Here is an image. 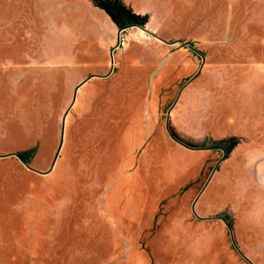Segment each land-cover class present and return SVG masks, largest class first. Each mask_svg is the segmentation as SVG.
Wrapping results in <instances>:
<instances>
[{"label":"rangeland","instance_id":"obj_1","mask_svg":"<svg viewBox=\"0 0 264 264\" xmlns=\"http://www.w3.org/2000/svg\"><path fill=\"white\" fill-rule=\"evenodd\" d=\"M8 154L6 264H264V0H0Z\"/></svg>","mask_w":264,"mask_h":264},{"label":"crops","instance_id":"obj_2","mask_svg":"<svg viewBox=\"0 0 264 264\" xmlns=\"http://www.w3.org/2000/svg\"><path fill=\"white\" fill-rule=\"evenodd\" d=\"M260 167L264 169V162H260L257 165L256 172L257 175L264 177V171L260 170ZM7 206L6 200H0V264H6V250L7 247L12 248V250L19 248V241H16L15 234L10 233L11 236L7 238V230L12 231V227L15 225L12 221L7 220L8 215L15 213L16 209H9L7 215ZM198 227V224L189 225L188 227L179 224V226L174 227V232H180L185 230V228H189V231H192V228ZM8 228V229H7ZM179 244L178 241H175ZM218 242V247L215 248L214 244ZM221 244L219 239H216L214 236L207 237L206 239H196L195 244L190 249H186L184 253L190 254L191 259L189 261L176 262L175 264H247L246 261L242 260L238 254H233L229 247L225 248ZM222 246V248H220ZM9 248V249H10ZM198 251V252H197ZM207 258L206 261H202L203 257ZM197 257V258H196ZM197 259V260H196ZM15 259L12 258L11 261ZM180 260V259H179ZM151 264H163L159 263L158 261L152 259ZM171 264V263H165Z\"/></svg>","mask_w":264,"mask_h":264},{"label":"water","instance_id":"obj_3","mask_svg":"<svg viewBox=\"0 0 264 264\" xmlns=\"http://www.w3.org/2000/svg\"><path fill=\"white\" fill-rule=\"evenodd\" d=\"M129 21H130V20H129L128 18L126 19V18H123V17H120V18L117 20V23H118V27H119V28H118V31H117V43H116L115 48H117L118 45H119V42H120V33H121L123 30H126V29L129 28V27H132L131 25H127V26H126V23H127V22H128V24H130ZM112 52H113V49H112V51H111V55H110V57H111V61H112ZM93 77H94V76H90V77H88V78L85 79V80H84L79 86H81L83 83H85L87 80H89L90 78H93ZM77 88H78V87H77ZM77 88L74 89L73 98H72V103H73V101H74V99H75V93H76ZM72 103H71V105H72ZM66 113H67V111L63 114V116H62V118H61L59 142H58V146H57V149H56V151H55L54 157H53V159H52V163H51V166H50V170L52 169V167H53V165H54V163H55V161H56V158H57V156H58V154H59V151H60V148H61V145H62V139H63V128H64L63 123H64V119H65ZM5 157H14V158H16V159L20 162V164H21L22 166L27 167V166H26V162H27V160H28V155H26V154H21V155L8 154V155L0 156V158H5ZM50 170H49L48 172H50ZM48 172H46V173H38V174L45 175V174H47ZM36 173H37V172H36ZM192 212H194V209H193V208H192ZM221 220H222V219H221ZM222 221H223V223H224L226 226H228V224H226L224 220H222Z\"/></svg>","mask_w":264,"mask_h":264}]
</instances>
